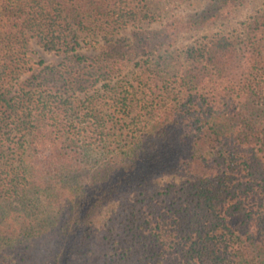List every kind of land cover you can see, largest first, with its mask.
<instances>
[{"label":"trees","instance_id":"1","mask_svg":"<svg viewBox=\"0 0 264 264\" xmlns=\"http://www.w3.org/2000/svg\"><path fill=\"white\" fill-rule=\"evenodd\" d=\"M181 1L0 0V264H68L108 204L99 264H264V10L173 49Z\"/></svg>","mask_w":264,"mask_h":264},{"label":"rangeland","instance_id":"2","mask_svg":"<svg viewBox=\"0 0 264 264\" xmlns=\"http://www.w3.org/2000/svg\"><path fill=\"white\" fill-rule=\"evenodd\" d=\"M215 7L218 9L216 10ZM211 8L213 10L209 11ZM258 9L264 10V0H229L228 3L220 2V0L181 1L170 10V15H175L181 19H189L193 15L198 16L201 13H206L207 15L203 20L195 17L194 19H197V23L192 28L180 30L171 47L173 49H182L185 45L195 42L202 35L212 34L221 30L231 31L236 29ZM142 25L149 29H155L162 27L163 24L155 22L151 24L143 23ZM132 31L133 27H126L114 35V40L119 43L128 42L132 37ZM30 47L29 55L34 66L37 65L36 63L41 58H44L47 62H52L56 59V55L44 49L42 44L35 38L31 39ZM47 148V146H42V153ZM122 194L126 197L127 191ZM111 207L108 204L94 215L91 237L73 249L67 262L68 264H99L108 256L110 250L105 235L107 217L111 213ZM43 254L44 252L36 250L31 257L17 264H40ZM48 257H45V264H53V257L49 259Z\"/></svg>","mask_w":264,"mask_h":264}]
</instances>
